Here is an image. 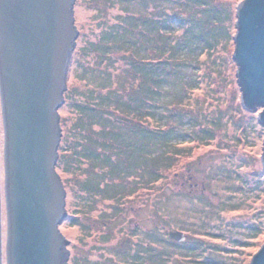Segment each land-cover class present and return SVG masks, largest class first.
I'll return each instance as SVG.
<instances>
[{"label": "rangeland", "instance_id": "rangeland-1", "mask_svg": "<svg viewBox=\"0 0 264 264\" xmlns=\"http://www.w3.org/2000/svg\"><path fill=\"white\" fill-rule=\"evenodd\" d=\"M183 1L165 0L161 11L181 12L203 22L208 19V27L219 31L223 20L225 31L213 51H193L190 65L185 68L189 75L185 79L190 82L183 86L175 80V85L171 81L166 85L164 100L173 114L166 113L164 120L178 123L187 134L180 140L187 143L179 146L181 155L160 182L141 186L135 178L131 186L136 192L129 194L130 189L127 197H117V201L81 191L88 166L86 163L83 170L78 169L71 152L57 163L56 170L66 189L67 216L59 229L69 240V264H251L264 245V126L258 119L263 107L248 111L243 106L238 66L233 59L237 7L243 0H187L182 5ZM143 2L132 6L141 14L146 8ZM122 6L126 3L75 2L78 36L65 101L59 109V148H64L67 137L71 140L70 128L76 119L73 101L79 100L78 91L87 87L80 63L94 64L87 45L98 41L105 25L117 21ZM154 9L158 7H150L149 12ZM178 34H183L182 29ZM71 93L76 98H66ZM0 141L3 258L7 264L1 99ZM59 148L60 157L64 150ZM171 231H182L185 239L170 238Z\"/></svg>", "mask_w": 264, "mask_h": 264}, {"label": "water", "instance_id": "water-1", "mask_svg": "<svg viewBox=\"0 0 264 264\" xmlns=\"http://www.w3.org/2000/svg\"><path fill=\"white\" fill-rule=\"evenodd\" d=\"M76 0H0V99L4 124L7 264H69L67 240L59 225L67 216L66 189L56 170L65 101L78 29ZM233 59L242 103L263 107L264 0L237 7ZM264 166V148L262 154ZM170 238L183 241L182 231ZM0 264L2 182L0 141ZM251 264H264V245Z\"/></svg>", "mask_w": 264, "mask_h": 264}, {"label": "trees", "instance_id": "trees-1", "mask_svg": "<svg viewBox=\"0 0 264 264\" xmlns=\"http://www.w3.org/2000/svg\"><path fill=\"white\" fill-rule=\"evenodd\" d=\"M108 1L126 7H121L115 23L102 28L98 41L87 45L94 64L80 63L87 87L73 101L76 119L71 140L67 137L64 148L60 146L66 153L57 163L71 152L78 169L88 166L81 191L117 201L130 189L129 194L136 192L131 186L135 178L150 187L173 169L174 159L181 155L179 146L187 143L180 138L187 134L178 123L164 120L166 113H172L164 100L166 85L190 82L185 68L193 51H213L225 31L223 20L219 31L208 27V19H190L181 12L164 14L165 0H143L142 14L134 9L141 0ZM150 7L158 10L149 12Z\"/></svg>", "mask_w": 264, "mask_h": 264}]
</instances>
